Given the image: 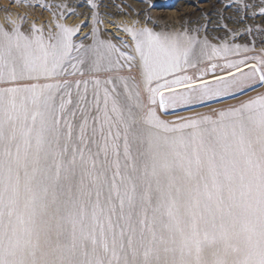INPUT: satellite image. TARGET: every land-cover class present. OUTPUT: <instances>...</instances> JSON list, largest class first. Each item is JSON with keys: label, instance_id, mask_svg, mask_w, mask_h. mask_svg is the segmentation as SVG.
Listing matches in <instances>:
<instances>
[{"label": "snow or ice", "instance_id": "snow-or-ice-1", "mask_svg": "<svg viewBox=\"0 0 264 264\" xmlns=\"http://www.w3.org/2000/svg\"><path fill=\"white\" fill-rule=\"evenodd\" d=\"M56 15L54 31L32 21L26 32V16L0 24V264H264V94L176 121L158 114L264 86V57H248L249 72L241 59L224 75L216 63L181 74L197 48L211 62L241 46L139 21L121 29L131 45L96 27L76 43L82 26Z\"/></svg>", "mask_w": 264, "mask_h": 264}, {"label": "rangeland", "instance_id": "rangeland-1", "mask_svg": "<svg viewBox=\"0 0 264 264\" xmlns=\"http://www.w3.org/2000/svg\"><path fill=\"white\" fill-rule=\"evenodd\" d=\"M45 1L42 2V0H39V3L67 5V11H69V9L74 11L77 8L82 10L80 11L81 13L75 12L74 14L68 15V17H59V21L65 24L67 23L65 22V18H73L71 23L66 24L68 26H82L80 33L77 34L78 36H84L85 34L88 35L92 31L93 27H96L100 29L99 31H103L107 34L111 39H119L122 42H127L131 45L134 42L131 40L130 35L121 29L124 26H132L134 22L139 21V24L136 25L137 27L145 25L153 29L156 27L154 30L157 32H179L183 30L191 31L199 29V36L201 39L206 36L211 43L217 45L218 47L223 44H228L230 48H234L237 44L241 46V51L239 53L221 52V54L215 57L211 62L205 58L199 59L201 56H199V49L197 48V55L193 57L196 67L188 68L186 73L181 74L193 76L198 75L200 70L204 69L206 66H210V63H216L218 65V69L226 62L234 61L237 58L249 57L254 54L264 57V20L253 21L251 19V14L253 12L259 13L261 10L260 8L264 7V0H247L246 4L245 0H198L189 3L179 0H110L111 4L107 2L109 0H94V2L99 5L98 9L95 10L90 9L86 3L83 5H76V2L72 0H51L52 2ZM34 4H37V2H34ZM34 8L35 9L33 10L39 13V15H35L32 20L27 17V23L40 21L39 18L44 23H49L50 21L52 22L53 31L55 30V23L58 20V16L56 14L61 11H63L64 14L67 13L65 9L58 7H52L51 10H46L45 8L39 6ZM109 9L114 11L110 13L108 12ZM142 9L145 11L144 15L142 13L141 16H138L137 13ZM0 10L23 13L24 6H21L20 1L16 3L13 2V0H0ZM93 17L94 19H90ZM149 17L151 18V23L147 22ZM97 20L102 22L97 23ZM153 22L158 27L156 25L153 26ZM225 25H227V27H225ZM248 29H251V31H248ZM244 48H247L248 51H243ZM127 50L131 52L132 48ZM122 74L126 75L127 73L124 72ZM93 75L103 80L111 75V73L100 72L90 74L86 72L85 76L81 79L87 80ZM89 87L91 88V85H89ZM261 87L262 88L256 92L249 93L235 99L218 102L210 106H204L198 109L171 115H167V112H162V110L158 109V114H161L162 119L169 121H176L179 117L194 116L196 113L211 114L213 109H222L227 107L229 104L238 105L243 99L246 101L250 97L254 98L258 95L264 94V86ZM242 223V220L239 221L238 227H240Z\"/></svg>", "mask_w": 264, "mask_h": 264}, {"label": "bare ground", "instance_id": "bare-ground-1", "mask_svg": "<svg viewBox=\"0 0 264 264\" xmlns=\"http://www.w3.org/2000/svg\"><path fill=\"white\" fill-rule=\"evenodd\" d=\"M18 1H20V0H13V2H18ZM43 1H45V0H42V2ZM72 1H74V2H76V5H83V4H85V0H72ZM71 1V2H72ZM112 1V0H111ZM169 1V0H168ZM178 1V0H177ZM179 1H184V2H194V1H198V0H179ZM254 1V0H253ZM34 2H37V0H31V3L32 4H34ZM45 2H52L51 0H48V1H45ZM108 3H110L111 4V2H110V0L109 1H107ZM73 3V2H72ZM106 3V2H105ZM51 4V3H50ZM149 4V3H148ZM74 6V5H73ZM72 7V6H71ZM261 7V6H260ZM109 8V7H108ZM33 9H35L34 7H28L27 6V0H25V4H24V11H23V13H16V12H6L5 10H0V24H4L5 23V20H6V17H9V16H11V17H13V18H17V17H24V16H26V17H28V18H31V20H32V18H34V16L36 15V16H38L39 15V13H37L35 10H33ZM261 9V8H260ZM68 10V9H67ZM66 10V11H67ZM80 11H82L81 9H76V10H70L69 9V11H67V13L66 14H64L63 16L64 17H68V15H70V13H79ZM114 11V10H113ZM113 11H111L110 9H109V11L108 12H110V13H112ZM221 11V10H220ZM144 10L142 9V10H140L137 14H138V16H141V14L143 13V15H144ZM147 12V11H146ZM244 12V11H243ZM81 13V12H80ZM211 14V13H210ZM218 14V13H217ZM74 16V15H73ZM41 17V16H40ZM244 17V16H243ZM204 18V17H203ZM207 18V17H206ZM36 19V18H35ZM73 19V18H72ZM72 19H70V17H69V19H66L65 18V22H67V23H71V21H72ZM232 19V18H231ZM251 19L253 20V21H262V20H264V17H262L261 15H260V12L259 13H252L251 14ZM39 20L40 21H37L36 23H37V26H39V25H41V24H44V25H48V24H51L52 25V22H50L49 21V23H44L40 18H39ZM62 20H64V19H62ZM67 20V21H66ZM53 21V20H52ZM203 21V20H202ZM57 22V21H56ZM60 22V21H59ZM54 23V22H53ZM66 23V24H67ZM211 23V22H210ZM227 23H229V22H227ZM31 23H25V25H24V30L27 32V30H28V28H29V25H30ZM152 25L153 26H155L156 24L153 22L152 23ZM247 25V24H246ZM261 25H263V24H261ZM5 26H7L6 24H5ZM73 26V25H72ZM157 26V25H156ZM89 27V26H88ZM88 27H86V28H88ZM158 27V26H157ZM86 28H84V29H86ZM91 28V27H90ZM154 29H156V27H154ZM205 29V28H204ZM48 27L46 26L45 27V33H47L48 31ZM100 30V29H99ZM221 32V31H220ZM220 32H218V33H220ZM232 32V31H231ZM204 33V32H203ZM85 35H87V34H85ZM84 35V36H85ZM84 36H75L73 39H74V42H76V43H79L81 40H83V38H84ZM99 36H100V38L102 39V40H111L112 42H114V43H116L117 45H123V43L124 42H122L121 40H119V39H111L110 37H108V35L107 34H105L103 31H99ZM246 37V36H245ZM204 38V37H203ZM234 38V37H233ZM90 41L91 40H88V41H85V43H90ZM231 53V52H230ZM233 54H235V53H233ZM225 56V55H224ZM234 56H236V55H234ZM252 56H258V57H261V56H259V55H257V54H254V55H251V56H249V57H252ZM237 57V56H236ZM201 58H204V57H200L199 59H201ZM248 57H243V58H237V59H235L234 61H238V60H241V59H247ZM216 62V61H215ZM253 66H258V64H257V61L256 60H252V59H247V65L246 66H244V65H242L241 66V70L243 71V72H249L250 70H251V68L253 67ZM231 71H233V72H235L236 70L235 69H232ZM103 72V71H102ZM216 72H217V75H224L225 74V72H221L220 71V68H218L217 70H216ZM237 75H239V73H236ZM205 79H212V77H211V75H209L208 77H205ZM260 88H262L261 87V84L260 83H257V84H255L254 85V87L253 88H251V89H247L246 90V92L245 93H243V94H238V97H241V96H244V95H246V94H249V93H253V92H256V91H258ZM182 90V89H181ZM168 93L167 92H165V95H167ZM231 99H235V98H232V97H228V98H225L223 101H227V100H231ZM244 100V99H243ZM223 101H212V102H210V105H212V104H215V103H218V102H223ZM205 105H196V106H193V107H189V106H180V107H178V108H176V109H168V111H167V115H171V114H176V113H180V112H185V111H189V110H193V109H198V108H201V107H204ZM182 174L181 173H177V176L179 177V176H181ZM224 196H225V202H226V204H227V193L225 192L224 193ZM223 211H224V214H225V217H226V220H227V211H228V209H227V207L225 206L224 208H223ZM213 212L216 214V216H217V224L219 225V216H220V210L215 206V205H213ZM237 227H238V225H237ZM239 228V227H238ZM202 256H203V258L205 259V260H208V259H211V255H210V252L207 250V249H205V251L202 253Z\"/></svg>", "mask_w": 264, "mask_h": 264}]
</instances>
